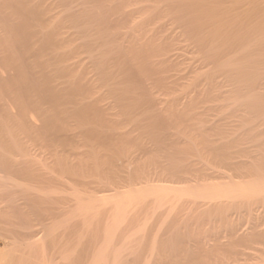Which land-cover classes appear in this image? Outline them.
<instances>
[{"label":"rangeland","instance_id":"obj_1","mask_svg":"<svg viewBox=\"0 0 264 264\" xmlns=\"http://www.w3.org/2000/svg\"><path fill=\"white\" fill-rule=\"evenodd\" d=\"M13 1L0 0L2 236L37 244L26 249L33 264L45 250L42 264H93L116 203L166 184L168 198L150 192L126 205L106 264H264V192L240 195L264 186V36L243 21H259L264 0ZM209 184L225 194L212 207L197 197ZM30 222L41 225L35 243Z\"/></svg>","mask_w":264,"mask_h":264},{"label":"bare ground","instance_id":"obj_2","mask_svg":"<svg viewBox=\"0 0 264 264\" xmlns=\"http://www.w3.org/2000/svg\"><path fill=\"white\" fill-rule=\"evenodd\" d=\"M18 1H21V3H23L22 0H18ZM18 1L15 0V1H13V3H14V2L18 3ZM255 2H256V1H255ZM19 4H20V3H19ZM249 4H250V3H249ZM255 7H256V5H255ZM24 8H25V7H24ZM25 10H26L27 12L30 11V10L28 11L27 8H25L24 11H25ZM31 10H32V9H31ZM251 11H252V9H251ZM253 11L255 12V10H253ZM36 12L39 13L37 10H36ZM25 13H26V12H25ZM29 13L32 14V11L29 12ZM27 14H28V13H27ZM247 14H248V12H247ZM245 15H246V14H245ZM252 15H253V14H252ZM253 17H254V16H248V15H247L246 19H244V17H243V21L245 20V21L247 22V23L245 22L247 25H250V26L254 27V28L257 30V33H258L259 36H264V14H263L261 17H259V18H258L259 21H256V22L253 21V19H254ZM211 19H214V18H211ZM241 19H242V18H241ZM254 20H255V19H254ZM232 21H234V22L237 23V19H234V20H232ZM132 22H134V20H133ZM132 22H131V23H132ZM250 22H251V23H250ZM60 23H61V22H60ZM232 23H233V22H232ZM240 23H241V22H240ZM249 23H250V24H249ZM134 24H135V23H134ZM134 24H133V26H134ZM241 24H242V23H241ZM243 24H244V23H243ZM252 24H253V25H252ZM58 25L61 26L62 24H59V23H58ZM58 25L56 24V26H57V29H56V30H57V31L59 30V26H58ZM139 25H140V24H139ZM142 25H143V24H142ZM150 25H151V24H150ZM137 26H138V25H137ZM137 26H136V27L134 26L135 30H136ZM140 26H141V25H140ZM146 27H147V26H146ZM146 27H145V26H144V28H142V27H138V28H137V32H138V34H139V31H140L141 29L143 30V29H145ZM139 28H140V30H139ZM53 29H54V27H53ZM148 29H149V27H148ZM135 30H134V32H135ZM138 30H139V31H138ZM146 30H147V29H145V32H143V34L146 33ZM253 30H254V29H253ZM143 31H144V30H143ZM215 31H216V30H215ZM48 32L50 33V31H48ZM137 32H135V33L137 34ZM141 32H142V31H141ZM141 32H140V33H141ZM135 33H134V36H135ZM47 34H48V33H47ZM86 34H87V33H86ZM143 34H140V35L143 36ZM148 34H149V33H148ZM57 35H58V32H57L56 36H57ZM140 35H139V37H140ZM209 35H210V36L212 35V37L215 39V37H214L215 34L213 35V34L211 33V34H209ZM238 35H241V34L238 33ZM50 36H54V34H53L52 31H51ZM136 36H137V35H136ZM236 36H237V35H236ZM139 37H137V39H135V40L138 41ZM145 37H146V34H145ZM156 37H157V36H156ZM164 37H165V36H164ZM166 37H168V36H166ZM143 38H144V37H143ZM148 38H149V37H148ZM157 38H158V41H159V37H157ZM169 38H170V37H169ZM173 38H174V37H173ZM140 39H141V38H140ZM150 39H151V36H150L149 40L145 38V39H141V42H140V40H139L138 42L141 43V44H142V42H143V43H144V46H145L146 44H149V42L146 43V42H147L146 40L150 41ZM160 39H162V37H161ZM170 39H171V38H170ZM214 39H212V40L215 42ZM50 40H51V42L53 43L54 40H53V41H52V39H50ZM129 40H130V39H129ZM131 40L133 41V38H132ZM144 40H145V41H144ZM163 40H164V39H163ZM167 40H168V39H167ZM167 40L165 39V42H166ZM171 40H172V39H171ZM205 40H206V39H205ZM209 40L211 41V39H209ZM132 41H128V45H130V43H131ZM152 41H153V38H152ZM158 41H157V42H158ZM200 41H201V40H200ZM138 42H136V43H138ZM161 42H162V41H161ZM168 42H169V41H168ZM55 43H56V42H55ZM57 43H58V41H57ZM62 43H63V42H62ZM151 43H153V42H151ZM166 43H167V42H166ZM200 43H201V42H200ZM206 43H209V41H207ZM206 43L204 42L203 44L206 45ZM211 43H212V42H210L209 44H211ZM59 44H60V43H59ZM123 44H124V43H123ZM125 44H126V43H125ZM132 44H133V43H132ZM169 44L173 45V44H172V41H171ZM213 44H214V43H213ZM53 45H54V46H56V45L58 46V44H53ZM128 45H127V47H128ZM134 45H136L135 42H134ZM137 45H138V44H137ZM161 45H162V44H161ZM163 45H164V43H163ZM171 45H170V47H171ZM150 46H152V47L154 48V46H153L152 44H151ZM167 46L169 47V45L166 44V47H167ZM202 46H203V45H202ZM209 46H211V45H208V47H209ZM135 47H136V46H135ZM135 47H134V48H135ZM147 47H148V49H149V46H147ZM152 47H150V50H151ZM162 47H163V46H162ZM170 47H169V49H170ZM205 47H206V46H204V48H202V49H205ZM211 47H212V46H211ZM211 47H210V48H211ZM213 47H214V46H213ZM2 48H3V47H2ZM4 48H5V47H4ZM128 48H131V49H132V45H131L130 47H128ZM163 48H164V47H163ZM206 48H207V47H206ZM214 48H215V47H214ZM137 49H138V48L136 47L135 50H137ZM141 49H142V48H141ZM141 49H140V50H141ZM144 49H146V47H145ZM166 49H167V48H166ZM202 49H201V50H202ZM208 49H209V48H208ZM5 50L8 51L9 48L6 46ZM5 50H4V51H5ZM129 50H130V49H129ZM135 50H134V51H135ZM161 50H162V49H161ZM206 50H207V49H206ZM211 50H213V48H211ZM214 50H216V49H214ZM134 51H133V52H134ZM138 51H139V50H138ZM141 51H142V50H141ZM141 51H140V52H141ZM143 51H145V50H143ZM151 51H152V50H151ZM199 51H200V50H199ZM207 51H208V50H207ZM147 52H148V51H147ZM153 52H154V51H153ZM129 53H130V52H129ZM131 54H132V53H131ZM140 54H143V53H140ZM149 54H150V53H149ZM151 54H152V53H151ZM154 54H155V52H154ZM167 54H168V52H167ZM202 54H203V53H202ZM209 54H210V53H209ZM209 54H208L207 56H209ZM214 54H215V51L213 52L212 55H214ZM217 54H218V53L216 52V55H217ZM204 56L206 57V55H204ZM168 57H169V56H168ZM171 57H172V56H171ZM174 57H175V55H174ZM177 57H178V56H177ZM209 57H210V56H209ZM209 57H208V59H209ZM210 58H211V57H210ZM169 59H171V58H169ZM172 59H173V58H172ZM172 59H171V60H172ZM177 59H178V58H177ZM221 59H222V58H221ZM216 60H217V59H216ZM216 60H215V61H216ZM169 61H170V60H169ZM213 61H214V58H213ZM213 61H212V62H213ZM219 61H223V60H220V59H219ZM219 61H218V62H219ZM175 62L178 63V60L175 61ZM175 62H174V63H175ZM169 63H170V62H169ZM171 63H172V62H171ZM164 64H165V63H164ZM166 64H167V63H166ZM219 64H221V63H219ZM219 64H218V65H219ZM208 65H209V64H208ZM218 65H217V66H218ZM215 66H216V65H215ZM217 66H216V67H217ZM201 67H202V66H201ZM201 67H200V68H201ZM203 67H204V65H203ZM207 67H208V66H207ZM205 68H206V67H205ZM218 70H219V69H218ZM220 70H221V68H220ZM213 72H214V71H213ZM219 72H220V71H219ZM217 73H218V72H217ZM217 73H215V74H217ZM154 76H155V75H154ZM210 76H211V75H210ZM207 77H208V76H207ZM212 77H213V76H212ZM214 77H215V75H214ZM155 78H156V77H155ZM208 78H209V77H208ZM219 78H220V77H219ZM215 79H216V78H215ZM217 79H218V78H217ZM220 79H221V78H220ZM207 80H208V79H207ZM213 80H214V79H213ZM205 81H206V78H205ZM209 81H212V79L209 80ZM209 81H208V82H209ZM206 82H207V81H206ZM214 82H215V80H214ZM218 82H219V81H218ZM218 82H215L214 85H215L216 83H218ZM83 83H84V82H83ZM204 84H205V83H204ZM211 84H213V83H211ZM220 84H221V83H220ZM216 85H217V84H216ZM218 85H219V84H218ZM221 85H222V84H221ZM221 85H220V86H221ZM80 86H81V85H80ZM82 86H83V85H82ZM82 86H81V87H82ZM86 86H87V85H86ZM90 86H91V85H90ZM207 86H208V85H207ZM220 86H217V87H220ZM210 87H211V85H210ZM214 87H215V86H214ZM214 87H211V88H212L213 91H216L218 88L214 90V89H213ZM6 88H7V87H6ZM203 88H204V87H203ZM203 88H202V89H203ZM206 88H207V87H206ZM211 88H210V89H211ZM215 88H216V87H215ZM87 89H88V87H87ZM198 90H199V89H198ZM204 90H206V89H204ZM8 91H10V90H8ZM87 91H89V90H87ZM208 91H209V90H208ZM217 91H218V90H217ZM4 92H5V91H4ZM204 92H205V91H203V93H204ZM8 93H10V92H8ZM213 93H215V92H213ZM213 93H211V94H213ZM199 94H200V93H199ZM199 94L197 95V96H198V97H197L198 99H199ZM209 94H210V93H209ZM209 94H208V95H209ZM211 94H210V96H211ZM215 94H216V93H215ZM217 94H218V93H217ZM205 95H207V92H206ZM205 95H204V96H205ZM210 96H206V97H210ZM212 96H213V95H212ZM219 97H220V98L222 97L221 94H220V96L218 95V99H219ZM211 98H212V97H211ZM211 98H209V99H210V100H213V99H214V98H212V99H211ZM216 98H217V97H216ZM194 99H195V98H194ZM206 99H207V98H206ZM218 99H217V100H218ZM190 100H191V99H190ZM215 100H216V99H214V101H215ZM217 100H216V101H217ZM196 101H197V99L194 100L195 103H196ZM202 101H203V100H202ZM206 102H207V101H206ZM190 103H192V102H190ZM190 103H188V104H190ZM92 104H93V103H92ZM92 104H91V105H92ZM87 105H88V104H87ZM185 105H186V104H185ZM193 105H194V104H193ZM93 106H94V105H93ZM93 106H92V107H93ZM189 106H190V105H189ZM89 107H90V106H89ZM98 107H99V106H98ZM190 107H191V106H190ZM96 108H97V107H96ZM99 108H100V107H99ZM184 108H185V106H184ZM188 108H189V107H188ZM97 109H98V108H97ZM182 109H183V108H182ZM185 109H186V108H185ZM211 109H212V108H211ZM101 110H102V109L100 108V111H101ZM190 110H191V109H190ZM206 110H208V109H206ZM209 110H210V108H209ZM209 110H208V111H209ZM93 111H95V110H93ZM102 111H103V110H102ZM104 111H105V110H104ZM178 111H179V110H178ZM176 112H177V111H176ZM98 113H99V112H98ZM179 113H180V111H179ZM176 114H177V113H176ZM182 114H183V112H182ZM184 114H185V113H184ZM186 114H187V113H186ZM90 116H91V114H90ZM93 116H94V115H93ZM12 128H13V125H12ZM1 132H2V131H1ZM28 146H29V145H28ZM23 147H24V146H23ZM30 148H31V147H30ZM39 149H40V148H39ZM55 149H56V148H55ZM57 149H59V148H57ZM57 149H56V150H57ZM11 150H13V149H10V148H9V151H11ZM22 150H24V149L22 148ZM27 150H29V149H27ZM46 150H47V149H46ZM48 150H50V149L48 148ZM53 150H54V149H53ZM217 150H218V149H217ZM58 151H59V150H58ZM69 151H71V150H69ZM33 152H35V151H33ZM45 152H46V151H45ZM48 152H49V151H48ZM48 152H47V153H48ZM53 152H54V151H53ZM56 152H57V151H56ZM66 152H67V151H66ZM26 153H27V152H26ZM28 153H29V152H28ZM64 153H65V152H64ZM72 153H73V151H72ZM72 153H70V154H72ZM7 154H9V152H7ZM7 154H6V156H7ZM16 154H17V152H16ZM19 154H20V153H19ZM36 154H37V153H36ZM76 154H77V153H76ZM76 154H74V155H76ZM10 155H11V154H10ZM32 155H34V154H32ZM32 155H31V156H32ZM65 155H66V154H65ZM217 155H218V154H217ZM219 155H221V154L219 153ZM11 156H13V155H11ZM17 156H18V155H17ZM20 156L22 157L21 154H20ZM20 156H19V158H21ZM23 156H24V155H23ZM55 156H56V154H55ZM59 156H60V155H59ZM67 156H68V155H67ZM69 156H70V155H69ZM69 156H68V157H69ZM71 156H72V155H71ZM77 156H78V155H77ZM79 156H80V154H79ZM13 157H14V156H13ZM26 157H27V156H26ZM32 157H33V156H32ZM34 157H35V156H34ZM57 157H58V156H57ZM57 157H56V158H57ZM63 157H65V156H63ZM73 157H74V156H73ZM217 157H218V156H217ZM22 158H23V157H22ZM52 158H53V156H52ZM61 158H62V157H61ZM71 158H72V157H71ZM23 159H24V158H23ZM23 159H22V161H24L26 158H25L24 160H23ZM28 159H29V158H28ZM34 159H36V158H34ZM50 159H51V158H50ZM64 159H65V158H64ZM66 159H67V158H66ZM72 159H73V158H72ZM75 159H76V158L74 157V160H75ZM13 160H14V158H13ZM30 160H31V159H30ZM47 160H48V159H46V161H47ZM53 160H54V158H53ZM57 160H58V159H57ZM68 160H71V159L68 158ZM221 160H223V159H221ZM9 161H10V159H9ZM9 161H8V163L10 164ZM15 161H16V159H15L14 161H12L11 163L13 164ZM25 161H27V160H25ZM31 161H33V160H31ZM37 161H38V160H37ZM42 161H43V160H42ZM51 161H52V160H51ZM6 162H7V161H6ZM27 162H28V161H27ZM35 162H36V161H35ZM69 162H70V161H69ZM72 162H73V161H72ZM72 162H71V163H72ZM77 162H79V159H78ZM15 163H17V164L19 165V163H18L17 161H16ZM23 163H25V162H23ZM74 163H75V162H74ZM79 163H80V162H79ZM196 163H197V162H196ZM228 163H230V162H228ZM228 163L226 162V164H228ZM9 164H8V165H9ZM12 164H10V165H12ZM21 164H22V163H21ZM30 164H32V163H30ZM57 164H58V163H57ZM62 164H63V163H62ZM194 164H195V163H194ZM223 164H224V163H223ZM226 164H225V165H226ZM15 165H16V164H15ZM36 165H37V164H36ZM48 165H49V164H48ZM51 165H52V164H51ZM68 165H69V164H68ZM236 165L241 166L240 164H236ZM242 165H243V164H242ZM29 166H31V165H29ZM34 166H35V165H34ZM34 166H33V167H34ZM54 166H56V165H54ZM73 166H74V165H73ZM192 166H193V165H192ZM195 166H196V165H195ZM227 166H228V165H227ZM18 167H19V166H18ZM23 167H24V166H23ZM42 167H43V166H42ZM44 167H45V166H44ZM175 167H176V166H175ZM233 167H234V166H233ZM235 167H236V166H235ZM14 168H17V166H16V167H15V166H14V167L12 166V169H14ZM35 168L37 169V167H35ZM38 168H40V167L38 166ZM53 168H54V167H53ZM55 168H56V167H55ZM65 168H66V166H65ZM186 168H188V166H187ZM192 168H194V167H192ZM227 168H228V167H227ZM17 169L20 170L19 168H17ZM17 169H16V170H17ZM40 169H41V168H40ZM66 169H67V168H66ZM72 169H73V167H72ZM16 170H13V172H14L15 174H16V172H15ZM43 170H44V169H43ZM73 170H74V169H73ZM174 170H176V169H174ZM177 170H178V169H177ZM188 170H190V169H188ZM3 171H4V170H3ZM20 171H21V170H20ZM51 171L54 172L55 169L52 170V168H51ZM51 171H50V172H51ZM75 171H76V169H75ZM190 171H191V170H190ZM226 171H227V170H225V172H226ZM6 172H7V171H5V173H6ZM8 172H9V171H8ZM25 172H27V171H25ZM57 172H58V171H57ZM66 172H67V171H66ZM187 172H188V171H187ZM216 172H217V171H216ZM31 173H32V170H31ZM48 173H49V172H48ZM74 173H75V172H74ZM191 173H194V172L191 171ZM210 173H212V171H211ZM214 173H215V171H214ZM218 173H219V172H218ZM7 174H8V173H6L5 175H7ZM35 174H36V173H35ZM39 174H41V172H40ZM43 174H44V173H43ZM46 174H47V173H46ZM58 174H59V173H58ZM171 174H172V172H171ZM187 174H188V173H187ZM0 175H1V174H0ZM2 175H3V173H2ZM23 175H24V174H23ZM37 175H38V174H37ZM72 175H73V173H72ZM72 175H71V176H72ZM177 175H178V174H177ZM179 175H180V174H179ZM185 175H186V174H185ZM214 175H215V174H214ZM216 175H218V174L216 173ZM7 176H8V175H7ZM16 176H17V175H16ZM25 176H26V175H25ZM38 176H39V175H38ZM42 176H43V175H42ZM42 176H41V177H42ZM47 176H48V175H47ZM66 176H67V175H66ZM12 177H13V175H12ZM28 177H29V176H28ZM34 177H35V176H34ZM49 177H51V176L49 175ZM56 177H60V176H56ZM183 177H184V176H183ZM189 177H190V175H189ZM202 177H203V176H202ZM205 177H206V176H205ZM209 177H210V175H209ZM212 177H213V174H212ZM215 177H218V178H219V176H215ZM35 178H36V177H35ZM52 178H54L53 175H52ZM187 178H188V177H187ZM210 178H211V177H210ZM213 178H214V177H213ZM2 179H3V178H2ZM4 179H7V178H4ZM13 179H14V178H13ZM13 179H12V180H13ZM42 179H44V178H42ZM55 179H56V178H55ZM57 179H58V178H57ZM57 179H56V180H57ZM208 179H209V178H208ZM51 180H52V179H51ZM61 180H62V179H61ZM74 180H75V179H74ZM157 180H158V179H157ZM184 180H185V179H184ZM188 180H189V179H188ZM188 180H187V181H188ZM42 181H45V180H42ZM42 181H41V182H42ZM69 181H70L69 183H71V180H69ZM187 181H186V182H187ZM3 182H4V181H3ZM26 182H27V181H26ZM28 182H29V181H28ZM67 182H68V181H67ZM75 182H77V181H75ZM157 182H158V181H157ZM168 182H169V181H168ZM8 183H9V182H8ZM44 183H45V182H44ZM44 183H43V185H44ZM48 183H49V182H48ZM57 183H59V182H57ZM206 183H207V181H206ZM211 183H213V182H211ZM1 184H2V183H1ZM14 184H15V183H14ZM14 184H13V185H14ZM26 184H27V183H26ZM33 184H34V183H33ZM49 184H51V183H49ZM61 184H62V183H61ZM61 184H60V185H61ZM71 184H72V183H71ZM77 184H78V183H77ZM170 184H171V183H170ZM185 184H186V183H185ZM187 184H188V183H187ZM190 184H191V183H190ZM16 185H17V184H16ZM16 185H14V188H15V189H16V187H15ZM35 185H37V184H35ZM67 185H68V184H67ZM69 185H70V184H69ZM151 185H152V184H151ZM202 185H203V184H202ZM205 185H206V184H205ZM33 186H34V185H33ZM47 186H48V184H47ZM47 186H46V187H47ZM49 186H51V185H49ZM78 186H79V185H78ZM78 186H77V187H78ZM152 186H153V185H152ZM209 186H210V184H209ZM209 186H208L207 188L203 189L201 192L199 191L200 193L197 195V197L201 198L202 200L204 199V200H203L204 202H206V201L209 202L210 200H214V201L216 200L215 203H217V200H218V201H219V200L221 201V200L223 199V195H225V194H223V189L221 188V186H220V188H213L214 185H213V186L211 185L212 188H209ZM211 186H210V187H211ZM215 186H216V185H215ZM3 187H4V186H3ZM56 187L58 188V185H57ZM63 187H64V186H63ZM67 187H68V186H67ZM70 187H71V186H70ZM73 187L76 188L75 185H74ZM201 187H202V186H201ZM242 187H243V186H242ZM242 187H241V188H242ZM20 188H21V187H20ZM78 188H79V187H78ZM208 188H209V189H208ZM4 189H5V188H4ZM61 189H62V187H61ZM66 189H67V188H66ZM70 189H72V188H70ZM155 189H156V190H155ZM155 189H154L155 191L152 189L154 192H153V191H149V192L133 191V192L127 193L125 196H123V199H121V201H119L118 203H116V205H115L114 219H113V221H112L111 224H109V225L106 226V229H105V233H104V234H105V237H104V238H105V239H104V241H105V243H104L105 246L101 247V250L99 251V255H98L97 258L95 257V260L93 261V264H106V263H107V262H106L107 259H106V261H105V259H104L105 256H107V253H106V252L109 251V248H111V245H112V239L114 238L115 233H116V231H117L116 228L120 226L121 221L123 220V218H125V217H123V216H124V214L126 213L125 210H126V205H127L128 203H131V202H134V201H138V200L140 201V200L146 198L147 196H149V195L152 196V195H154V194L157 195V197H159V198L162 197V196L165 197V195H166V197L164 198V199H166V198H168V196H170V194H168V195H167V194H164V193L162 194V192L167 193L169 190H173L172 187H170V186H168V185H166V184H165V185H162V186H159V188H155ZM157 189H159V191H157ZM242 189H243V188H242ZM56 190H57V189H56ZM73 190H74V189H73ZM77 190H78V189L76 188V191H77ZM141 190H142V189H141ZM150 190H151V189H150ZM5 191H6V190H5ZM57 191H59V190H57ZM74 191H75V190H74ZM74 191H73V192H74ZM166 191H167V192H166ZM51 192H52V191H51ZM64 192H65V190H64ZM68 192H70V190H69ZM71 192H72V190H71ZM71 192H70V194H71ZM150 192L153 193V194L151 195ZM262 192H264V186H262V187H258V186H254V187L252 186V187H251V186H250V187H248V188H246V189L244 188V190H242V191H241V189H240V193H241V194H240V193H239V194H240V195H246V194H248V193H251V194H258V193H262ZM19 193H20V192H19ZM45 193H46V192H45ZM57 193H58V192H57ZM76 193H77V192H76ZM228 193H229V192H228ZM228 193H227V194H228ZM232 193H233V191L231 192V194H232ZM234 193H235V192H234ZM236 193H237V192H236ZM60 194L63 195L62 193H60ZM237 194H238V193H237ZM239 194H238V195H239ZM14 195H15V194H14ZM16 195H18V194L16 193ZM33 195H34V194H33ZM33 195H31V197H32ZM47 195H48V194H47ZM55 195L57 196V195H59V194H55ZM78 195H79V192H78ZM155 195H154V196H155ZM232 195H233V194H232ZM6 196H7V195H6ZM48 196H49V195H48ZM48 196H47V197H48ZM228 196H230V193H229ZM234 196H235V194H234ZM0 197H2V196H0ZM79 197H80V195H79ZM10 198H11V197H10ZM20 198H21V197H20ZM36 198H37V197H36ZM69 198H70V197H69ZM69 198H68V199H69ZM159 198H158V199H159ZM171 198H172V197H171ZM33 199H34V198H33ZM71 199H72V198H71ZM160 199H161V198H160ZM160 199H159V201L161 202ZM164 199H163L162 201H164ZM172 199H175V198H172ZM172 199H170V200H172ZM205 199H206V200H205ZM6 200H7V199H6ZM72 200H74V199H72ZM175 200H176V199H175ZM191 200H192V199H191ZM194 200H195V199H194ZM156 201H157V198H156ZM214 201H213V202H214ZM3 202H4V200H3ZM5 202H6V201H5ZM25 202H26V201H25ZM43 202H44V201H43ZM65 202H66V200H65ZM65 202H64V203H65ZM67 202H68V201H67ZM67 202H66V203H67ZM75 202H76V201H75ZM171 202H172V201H171ZM204 202H203V203H204ZM17 203H18V202H17ZM71 203H72V202H71ZM174 203H175V202H174ZM190 203H192V201H191ZM195 203H196V202H195ZM195 203H194V204H195ZM197 203H198V201H197ZM209 203H210V202H209ZM68 204H70V203H68ZM76 204H77V203H76ZM76 204H75V205H76ZM172 204H173V202H172ZM172 204H170V208H171ZM192 204H193V203H192ZM210 204H211V203H210ZM1 205H2V204H1ZM1 205H0V206H1ZM12 205H13V204H12ZM43 205H44V204H43ZM73 205H74V203H73ZM93 205H94V203H93V204H90V203H89V205H86V204H85V206L83 207V210L85 211V213H87V214H92L93 211H94V209H95V207H94ZM158 205H159V204H158ZM188 205H189V203H188ZM202 205H203V204H202ZM207 205H208V204H207ZM222 205H223V204H222ZM25 206H26V205H25ZM67 206H68V205H67ZM161 206H163V205H161ZM173 206H175V205H173ZM184 206H185V205H184ZM193 206H194V205H193ZM198 206H199V205H198ZM203 206H204V205H203ZM208 206H209V205H208ZM212 206H213V205L211 204V207H212ZM217 206H219V205L216 204V207H217ZM1 207H2V206H1ZM5 207H6V206H5ZM190 207H191V206H190ZM49 208H50V207H49ZM96 208H97V207H96ZM208 208H209V207H208ZM221 208H222V207H221ZM1 209H2V208H0V212H1ZM4 209H5V208H4ZM14 209H15V208H14ZM28 209H29V208H28ZM28 209H27V210H28ZM51 209H53V208H51ZM216 209H217V208H216ZM5 210L7 211V209H5ZM24 210H25V209H24ZM45 210H46V209H45ZM48 210H49V209H48ZM76 210H77V209H76ZM219 210H220V209H219ZM2 211H4V210L2 209ZM174 211H175V210H174ZM204 211H205V210H204ZM216 211H217V210H216ZM220 211H221V210H220ZM9 212H10V211H9ZM9 212H8V213H9ZM11 212H12V211H11ZM1 213H3V212H1ZM1 213H0V215H1ZM30 213H31V212H30ZM28 214H29V213H28ZM31 214H32V213H31ZM46 214H47V212H46ZM2 215H3V214H2ZM7 215H8V214H7ZM13 215H14V213H13ZM47 215H48V214H47ZM51 215H52V214H51ZM57 215H58V214H57ZM5 216H6V215H5ZM26 216H27V215H26ZM31 216H32V215H31ZM49 216H50V214H49ZM92 216H93V215H92ZM1 217H2V216H1ZM8 217H9V216H8ZM8 217H7V218H8ZM33 217H34V216H33ZM39 217H40V216H39ZM9 218H10V217H9ZM12 218H13V217H12ZM25 218H26V217H25ZM50 218H51V217H50ZM28 219H29V218H28ZM32 219H33V218H32ZM36 219H37V218H36ZM41 219H42V218H41ZM12 220H14V219H12ZM12 220H11V221H12ZM42 220H43V219H42ZM31 221H32V220H31ZM34 221H35V220H34ZM34 221H32V222L34 223ZM48 221H49V220H48ZM75 221H76V220H75ZM77 221H79V220H77ZM6 222H7V221H6ZM13 222H16V220L13 221ZM30 223H31V222H30ZM46 223H47V222H46ZM122 223H123V222H122ZM15 224H17V223H15ZM15 224H14V225H15ZM28 224H29V223H28ZM36 224H38V226L40 225V223H36ZM36 224H33V226L35 225L34 228H33L32 223H31L30 227H32V228L35 230V229H36ZM56 224H57V223H56ZM0 225H1V224H0ZM2 225H3V223H2ZM6 225H8V224H6ZM57 225H58V224H57ZM66 225H67V224H66ZM71 225H72V224H71ZM10 226H11V225H10ZM12 226H13V225H12ZM38 226H37V227H38ZM40 226H41V225H40ZM42 226H43V224H42ZM55 226H56V225H55ZM2 227H3V226H2ZM7 227H8V226L3 227V228H7ZM48 227H49V226H48ZM8 228H9V227H8ZM40 228H41V227H40ZM43 228L45 229L46 227L43 226ZM61 228H62V227H61ZM69 228H70V227H69ZM69 228H68V229H69ZM0 229H1V232H0L1 234H0V235L2 236V233H3L2 231H5V230H2L1 226H0ZM33 229H30V230H29L30 232L27 231V232H29V233L26 235V237H27L28 240H30V241H32L33 243H35L36 240L39 238V235H40L42 232H41V233L39 232V230L41 231V229H38V228H37L38 230H35V231H34ZM48 229H49V228H48ZM52 229H53V228H52ZM54 229H55V228H54ZM79 229H80V228H79ZM8 230H10V229H8ZM24 230L26 231V230H28V228H27V229H24ZM32 230H33V231H32ZM63 230H64V229H63ZM63 230H62V231H63ZM70 230H71V229H70ZM80 230H81V229H80ZM6 231H7V230H6ZM12 231H13V230H12ZM25 231H24V232H25ZM53 231H54V230H53ZM9 232H10V231H8V233H9ZM24 232H22V233L24 234ZM54 232H55V231H54ZM67 232H68V231H67ZM261 232H262V231H261ZM22 233H20V234L23 235ZM72 233H73V232H72ZM262 233H263V232H262ZM262 233H261V234H262ZM12 234H13V233H12ZM12 234H11V236L13 237L14 234H13V235H12ZM18 234H19V232H18ZM20 234H19V235H20ZM59 234H60V233H59ZM61 234H63V233H61ZM259 234H260V232H259ZM259 234L257 233L258 236H261V234H260V235H259ZM263 234H264V233H263ZM15 235L17 236V232H16ZM15 235H14V236H15ZM19 235H18V236H19ZM21 235H20V237H21ZM237 235H238V233H237ZM237 235H236V236H237ZM254 235L256 236V234H254ZM1 236H0V264H33V262H34V261H33L34 258H37V257L32 256L31 258H33V259L29 258L30 256H28V253H27L26 249H28V252H31V253H32L33 250H32L31 248H32L34 245H37V244H34V245L31 246V247H30V246H29V247L27 246L28 248L26 247L25 249H20V248H18V246H19L18 244L21 243V244L24 246V242L22 243V242L17 241V242H19V243L17 244L18 246H16V245H15L16 240H13V239H15L14 237H13V239L11 238V239L13 240V241H12L10 238H8L9 235H4V236H2L3 238H2ZM23 236H24V235H23ZM54 236H55V235H54ZM60 236H61V235H60ZM63 236H64V235H63ZM24 237H25V236H24ZM75 237H76V236H75ZM1 238H2V239H1ZM58 238H59V237H58ZM124 238H125V237H124ZM16 239H20V238H19V237H16ZM23 239H24V238H23ZM23 239H22V240H23ZM60 239H61V238H60ZM28 240H25V245H27V244H26V241H28ZM49 240H50V239H49ZM164 240H165V239H164ZM164 240H163V241H164ZM14 241H15V242H14ZM20 241H21V240H20ZM44 241H45V240H44ZM47 241H48V240H47ZM53 241H55V240H53ZM71 241L73 242V240H71ZM17 242H16V243H17ZM41 242H42V241H41ZM51 242H52V241H51ZM51 242H49V243H51ZM33 243H31V245H32ZM53 243H54V242H53ZM55 243H56V242H55ZM121 243L123 244V241H122ZM157 243H158V242H157ZM21 244H20V245H21ZM61 244H62V243H61ZM52 245H53V244H51V246H52ZM65 245H66V244H65ZM23 246H22L21 248H23ZM37 246H38V245H37ZM48 246H49V245H48ZM62 246H63V245H62ZM77 246H78V245H77ZM19 247H20V246H19ZM55 247H56V246H54V248H55ZM59 247H60V246H59ZM29 248H30L31 250H30ZM48 248H49V247H48ZM73 248H74V246H73ZM98 248H99V247H98ZM38 249H40V248H38ZM38 249H37V250H38ZM42 249H43V248H42ZM61 249H62V248H61ZM119 249H120V248H119ZM29 250H30V251H29ZM44 250H45V249H44ZM71 250H72V249H71ZM34 251H35V250H34ZM49 251H50V250H49ZM73 251H75V250H73ZM40 252H41V250H40ZM77 252H78V251H77ZM31 253H30V254H31ZM35 253H36V252H35ZM45 253H47L46 250L44 251V255H45V256L42 254V257L44 256L46 259H48L49 257L47 258V256H46ZM55 253H56V252H54V255H55ZM74 253H75V252H74ZM74 253H73V254H74ZM105 253H106V254H105ZM37 254H38V252H37ZM52 254H53V253H52ZM56 254H57V253H56ZM115 254H116V255H115V258L117 259L118 256H119V255H118V252L115 253ZM31 255H32V254H31ZM48 255H49V253H48ZM66 255H67V254H66ZM66 255H65V256H66ZM96 255H97V254H96ZM96 255H95V256H96ZM258 255H259V254H258ZM261 255H262V254H261ZM39 256H40V254H39ZM59 256H60V254H59ZM59 256H57V257H59ZM93 256H94V255H93ZM241 256H242V255H241ZM44 257L42 258L43 260H44ZM62 257H64V256L62 255ZM62 257H61V258H62ZM69 257H70V256H69ZM163 257H164V256H163ZM238 257H239V256H238ZM243 257H245V256H243ZM256 257H257V256H256ZM55 258H56V257H55ZM245 258H246V257H245ZM261 258H264V255H263V256H260V259H259V258H256V259H259V260H261V262H262V259H261ZM30 259H31V260H30ZM42 259H41V260H42ZM59 259H60V258H59ZM59 259H58V261H59ZM63 259H64V258H63ZM67 259H68V258H67ZM78 259H80V258H78ZM85 259H86V258H85ZM116 259H114V262H116V261H115ZM164 259H165V258H164ZM239 259H241V258H239ZM239 259H238L237 261H242L243 258H242L241 260H239ZM250 259H251V258H250ZM250 259H249V260H250ZM43 260H42V263H43ZM72 260H73V259H72ZM161 260H162V259H161ZM253 260H254V259H253ZM259 260H258V261H259ZM31 261H32V263H31ZM54 261H55V260H54ZM64 261H65V260H64ZM79 261H80V260H79ZM162 261H164V260H162ZM246 261H247V260H246ZM255 261H256V260H255ZM40 262H41V261H40ZM45 262H47V261H45ZM45 262H44V263H45ZM61 262H62V261H61ZM73 262H74V261H73ZM83 262H84V261H83ZM105 262H106V263H105ZM175 262H176V261H175ZM242 262H243V261H242ZM242 262H241V263H242ZM244 262H245V259H244ZM249 262H251V261H248V263H249ZM256 262H257V261H256ZM35 263H37V262H35ZM42 263H41V264H42ZM47 263H48V262H47ZM65 263H66V262H65ZM170 263H172V262H170ZM241 263H238V264H241ZM37 264H38V263H37ZM48 264H52V263H50V261H49ZM78 264H79V263H78ZM85 264H86V263H85ZM112 264H113V263H112ZM177 264H178V263H177ZM232 264H233V262H232ZM242 264H244V263H242ZM249 264H252V263H249ZM259 264H260V263H259ZM261 264H262V263H261Z\"/></svg>","mask_w":264,"mask_h":264}]
</instances>
